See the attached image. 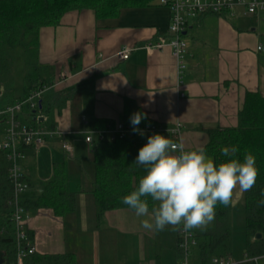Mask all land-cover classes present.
Wrapping results in <instances>:
<instances>
[{
	"label": "crops",
	"instance_id": "1",
	"mask_svg": "<svg viewBox=\"0 0 264 264\" xmlns=\"http://www.w3.org/2000/svg\"><path fill=\"white\" fill-rule=\"evenodd\" d=\"M170 23L169 8L155 0L150 6L124 9L115 18L97 19L90 9L70 11L59 25L40 30V64L50 67L53 83L68 75L43 96L54 106L55 128L66 133L72 148L77 136L124 123L136 112L166 130L180 125L179 135H162L182 141L187 149L205 148L209 129L237 126L248 92L264 96V12L251 15L238 8L234 14L206 13L192 21L183 35L187 53L181 76L170 46L152 52L145 48L169 40ZM124 46L135 48L128 60L117 57ZM0 96L2 105V90ZM39 121L46 128L47 116ZM147 139L131 138L126 152L128 165L140 176L144 170L134 161ZM42 149L53 154L51 175L44 179L37 167ZM25 151L24 173L33 182L29 193L41 191V184L53 179L56 163L65 166L75 156L74 148L68 154L58 137ZM92 158L94 163L93 151ZM94 182L89 189L73 191L67 183L74 205L64 215L41 208L28 218L26 229L36 253L73 254L76 264H165L167 252L180 264L184 254L178 231L149 232L141 227L144 218L129 208L108 210L99 219ZM243 200L244 194L233 212ZM260 258L264 256L256 258L257 264Z\"/></svg>",
	"mask_w": 264,
	"mask_h": 264
},
{
	"label": "trees",
	"instance_id": "2",
	"mask_svg": "<svg viewBox=\"0 0 264 264\" xmlns=\"http://www.w3.org/2000/svg\"><path fill=\"white\" fill-rule=\"evenodd\" d=\"M155 0H0V90L3 91L2 106L15 104L14 68L16 48L23 51L24 95L26 99L33 90L53 87L51 69L39 62V36L44 27H55L70 11L93 10L97 19L118 17L124 9L150 6ZM44 94V96H45ZM41 100L37 110L25 105L18 114L22 124L40 127L39 114L47 116L45 126L55 129L53 105ZM19 101V100H18ZM130 124V117L124 122ZM153 123L142 119L137 127ZM92 126H95V122ZM6 118H0V138L4 135ZM207 154L220 162L224 148L235 147L237 158L245 153L256 158L259 170L255 186L244 193L245 203V258L240 264H257L256 258L264 256V96L259 92H248L238 113V124L229 128L209 129ZM162 135V134H161ZM132 145L131 138L96 142L93 157L96 167L94 196L97 215L102 219L108 210L128 208L122 197L129 194L138 184L140 175L127 163L126 152ZM32 148L28 146H23ZM26 180L33 186L28 177ZM30 191V190H29ZM14 185L8 174L5 151L0 150V251L4 252L3 264H17L15 224L12 220L11 200ZM31 216L41 208H52L64 215L73 209L74 196L67 191V175L63 163L54 165L53 179L41 184V191L26 193L20 199ZM233 207L218 205L216 216L204 231L192 230L196 244L190 249L189 264H212L215 258L232 255ZM262 237L257 239V235ZM24 264H76L73 254L34 253L25 258Z\"/></svg>",
	"mask_w": 264,
	"mask_h": 264
},
{
	"label": "clouds",
	"instance_id": "3",
	"mask_svg": "<svg viewBox=\"0 0 264 264\" xmlns=\"http://www.w3.org/2000/svg\"><path fill=\"white\" fill-rule=\"evenodd\" d=\"M146 114L133 113V132H143L138 125ZM237 149L224 148L226 159L217 162L205 148L187 149L182 141L154 134L148 137L134 163L143 168L137 186L122 197L149 232L204 231L214 222L218 205L234 207L237 199L256 184L259 170L256 158ZM264 197V192L261 193ZM264 205V199L259 202Z\"/></svg>",
	"mask_w": 264,
	"mask_h": 264
},
{
	"label": "built area",
	"instance_id": "4",
	"mask_svg": "<svg viewBox=\"0 0 264 264\" xmlns=\"http://www.w3.org/2000/svg\"><path fill=\"white\" fill-rule=\"evenodd\" d=\"M160 4L169 8L171 12V23L169 27V40L163 39L155 44L148 43L145 48L152 52L154 49L162 50L165 46L172 48L173 56L177 62L178 73L181 74L186 68L185 58L187 53V44L184 40V32L188 25L206 13L212 14H234L238 8H242L247 14H259L264 12V0H160ZM134 47H122L117 57L120 60H128L134 51ZM259 51L263 46L258 47ZM68 78L67 74H61L54 85H58ZM49 87L38 88L26 98L17 101L13 105H0V118H6V127L4 135L0 138V150L5 151L8 161L9 178L14 185V194L11 200L13 207L12 220L15 224V237L17 245V264H24L25 258L36 253V246L32 236L26 229V222L30 215L26 209L20 205V199L31 189L30 183L26 180L24 173V161L27 158L23 146L38 148L45 144L48 137H58L62 140V147L68 153L73 152L72 146L67 142L66 133L55 128L53 130L36 128L32 125L22 124L18 119V114L25 105L31 109L37 110L41 107V100ZM43 115L39 114L38 118ZM180 125L177 128L166 130L156 123H150L143 127H138L143 135L148 137L154 134H166L177 136L180 132ZM141 136L139 132H133V128L125 123H119L116 126H109L98 131H89L85 140L88 144H94L100 141H114L117 139L134 138ZM177 141V140H176ZM179 142V141H177ZM180 240L179 245L183 250L182 264H189L188 256L190 249L196 244L192 231H178ZM245 259L244 261H246ZM256 260V259H255ZM235 262L231 256L215 258L212 264H240Z\"/></svg>",
	"mask_w": 264,
	"mask_h": 264
},
{
	"label": "rangeland",
	"instance_id": "5",
	"mask_svg": "<svg viewBox=\"0 0 264 264\" xmlns=\"http://www.w3.org/2000/svg\"><path fill=\"white\" fill-rule=\"evenodd\" d=\"M14 86L15 95L20 96L24 94V57L22 50L16 48V59L14 68ZM3 97L0 96V103ZM85 134L77 136L75 145L73 144L75 156L74 159H68L65 163L67 171L68 190L73 191L78 187L89 189L95 180V166L92 158V146L85 141ZM30 155V154H29ZM58 155V154H57ZM53 154L41 150L37 154L38 174L42 179L51 175L50 166L53 161ZM233 218V245L231 258L235 262H243L245 260V203L240 202L237 208H234ZM163 253L165 264H174L172 261V253ZM264 258H260V264H263ZM183 260H180L182 264Z\"/></svg>",
	"mask_w": 264,
	"mask_h": 264
},
{
	"label": "water",
	"instance_id": "6",
	"mask_svg": "<svg viewBox=\"0 0 264 264\" xmlns=\"http://www.w3.org/2000/svg\"><path fill=\"white\" fill-rule=\"evenodd\" d=\"M262 237L261 234H258L257 235V239H260ZM4 263V252L3 251H0V264H3Z\"/></svg>",
	"mask_w": 264,
	"mask_h": 264
}]
</instances>
